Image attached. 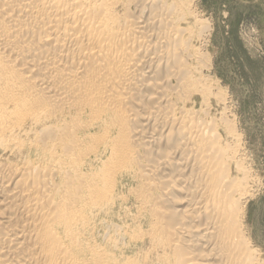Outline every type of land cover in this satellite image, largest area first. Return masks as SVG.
<instances>
[{
    "label": "bare ground",
    "instance_id": "obj_1",
    "mask_svg": "<svg viewBox=\"0 0 264 264\" xmlns=\"http://www.w3.org/2000/svg\"><path fill=\"white\" fill-rule=\"evenodd\" d=\"M195 2L0 0V264H264Z\"/></svg>",
    "mask_w": 264,
    "mask_h": 264
},
{
    "label": "rangeland",
    "instance_id": "obj_2",
    "mask_svg": "<svg viewBox=\"0 0 264 264\" xmlns=\"http://www.w3.org/2000/svg\"><path fill=\"white\" fill-rule=\"evenodd\" d=\"M195 4L210 26L203 43L209 58L204 68L226 92L253 169L247 230L264 257V0H196ZM119 216L116 220L122 223Z\"/></svg>",
    "mask_w": 264,
    "mask_h": 264
}]
</instances>
